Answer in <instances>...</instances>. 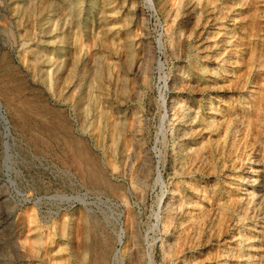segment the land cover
<instances>
[{
  "label": "rangeland",
  "instance_id": "rangeland-1",
  "mask_svg": "<svg viewBox=\"0 0 264 264\" xmlns=\"http://www.w3.org/2000/svg\"><path fill=\"white\" fill-rule=\"evenodd\" d=\"M210 94L238 132L209 129L198 159L196 111ZM0 103L11 126L7 139L0 109V264H44L33 244L50 231L53 263L84 264L70 252L84 221L107 264H147L152 252L151 264H264V193L246 197L250 159L264 155V0H0ZM70 139L105 181L80 177ZM18 190L83 198L74 241L62 236L65 202L43 205L56 214L35 224Z\"/></svg>",
  "mask_w": 264,
  "mask_h": 264
},
{
  "label": "bare ground",
  "instance_id": "bare-ground-1",
  "mask_svg": "<svg viewBox=\"0 0 264 264\" xmlns=\"http://www.w3.org/2000/svg\"><path fill=\"white\" fill-rule=\"evenodd\" d=\"M207 15H209V13ZM51 60H52L51 57H47V55H46V57L44 58L43 64L44 65L45 64H49L51 62ZM34 63H35V61H34ZM201 67L202 68H200L201 72H200L199 75L200 76L202 75V76H201V78L199 80L203 82V87L204 88L209 89V88L212 87V85H214V84H212V85L209 84L210 80H209V78H207V74L210 73L211 70H209L208 68L203 67V66H201ZM225 72H230V71L227 70ZM229 75H230V73H227L226 76H229ZM46 77L49 78V73H47ZM45 83H46V86H48L47 85V83H48L47 80L45 81ZM212 99H213V96L211 94L209 95L208 98H203L200 101V104H199L198 109L196 111L197 123H196L195 135H197V139L198 140L201 139V141L199 143H195L194 146L191 147V151H192L191 153H192V156L193 157L195 156L198 159L205 155L204 154L205 153V149L208 146L207 143H209V142L212 141V138L207 137V135H206L207 132L209 131V129H212V128L213 129H215V128L217 129V126H219V124H221L222 125L221 127L224 130L225 140L227 139L228 135H230V134H236L238 132V125H236V124L233 125L232 124V123H237L236 122L237 119H225V118L223 120L219 119L217 117V116H219V112L217 111V107H215V105L213 104L214 102L212 101ZM5 101H6L5 102V109H6L7 113H8V115L11 116L12 122L14 123L13 125L14 126H16V125L18 126V124H21V127L22 128L25 127L24 113L21 110V108L17 104H14L12 101L8 100L7 98L5 99ZM183 104H184L183 106L186 105L185 102ZM0 106H1L0 109H2L1 116H2V120H3V124H4V129H5V137L7 139H9L10 136H11V132H10L11 126L8 125L9 120L6 117V115H4L5 114V112L3 110V107L4 106H2L1 103H0ZM249 112L251 113L250 110H249ZM50 113L53 114V112H50ZM232 113H235V111H232ZM253 117H255V115ZM251 119H252V116L249 117V120H251ZM238 120H240V119H238ZM234 141H236V140L234 139ZM67 144H68L67 146L73 152L74 160L78 163L79 175H80V177L82 179H85L87 177V178H89L91 180H94L95 182H103V181L106 180L104 178V176L101 174V172L98 171V169L95 168V166H94V163H95L94 162V159L89 156V153L87 152V149L84 148V146H81L80 144H76L72 139H70L69 141H67ZM259 144L261 146L262 145L264 146V133L259 138ZM3 145H4L6 159H7L6 168L9 171H11V170H13V168L10 165L11 155H10L9 141L8 140H4ZM250 160H251V163H250V166L249 167L252 170L249 172L250 173L249 179L253 177L252 178L253 180H251V181H254V182H253V184L251 183L252 184L251 185L252 186L251 190L246 189V191H247L246 197H248L250 201H253V200H255V197L259 193H262V195L264 193V155L259 150V153L256 154L255 157L251 158ZM200 163H202V162H200ZM253 165H255V166H253ZM258 177L260 178V182H259L258 185H256L255 182L258 180ZM9 181H11V184L16 187V182L15 181H13L12 179H10ZM247 183H248V181H247ZM111 187H113V186H111ZM17 192H18L19 196L22 198V201L23 202L33 203V205H34L35 208L32 209V212H33V214H32V222L35 223V224L39 222L38 221L40 219L39 217H42L46 222H50L54 218V216H55L53 214H56L54 212L52 213L51 211L47 215L41 214L40 212L42 210V206L43 205H50L54 201H58V200L60 202H63V203L65 202V204H67V207L66 208L69 210V212L68 213H65L63 215L64 221H63V223L61 222L63 224V226H62V236H66L71 241H74V234H75L74 233V229L77 226L76 225L77 218H75V217L79 215V213H80V211L82 209L81 205L84 203V200H82L83 198L82 199L79 198L80 196H73V195L68 196V195H60V194L58 195L57 194L55 196H43V197H39L37 199H33V198L31 199L30 197L28 198L25 194H22L19 190ZM75 203H78V205L76 204L75 207H73V204H75ZM61 208H59V209H61ZM57 213H58V210H57ZM191 216H190V212H188L187 217L185 216L187 219H185L181 223L182 226L185 224V222H188L192 218ZM80 219H82V216H81ZM163 219L164 220H168L169 219V216L166 215ZM77 224H78V221H77ZM53 225H50V227L53 226ZM50 227H48V228H50ZM81 227H82L81 228V235H82V245H81V248L79 249V251L76 250V252L74 250L72 251V249H70V252H72L73 253V256L76 257L77 259L83 260L84 261V264H107V258H106L105 253L104 252H97L92 247V244L90 243V236H91V232H92V229H91L90 225L87 223V221H84V223H82ZM185 227L183 228L184 231H186L185 230ZM51 233L53 234V232L50 231V237L48 235L49 238L52 237L51 236L52 235ZM121 235L122 236H120V237H123V234H121ZM182 235H179L177 237V241L178 242H180V241L183 240V236L184 235L183 236ZM53 236H55V234ZM48 237H46V239ZM46 239H44L43 234L37 233L36 238H35V241H34V244H33V245H35V247H36V245H38L36 247V253L37 254H40V252L42 251L41 254H43L42 256H44V260H43L44 261V264H56V263H53V259H55L54 258L55 256L51 254L53 250L51 251L50 242H49V245H47L48 242L46 241ZM40 244H42L41 246L45 245V248H41ZM46 246H48V247H46ZM58 246H60V248L56 252L59 255L56 257V259L61 260L62 259L61 252L63 251V247L60 244H58ZM65 248H67V247L65 246L64 249ZM91 250L94 251L93 252L94 255L92 257L88 258V253H90ZM153 256H154V252H152V254L147 258L148 260L146 259L147 260V264H151L152 263ZM140 258L141 257L139 256V254H137L135 256V260L138 261V262H141ZM58 264H61V263H58Z\"/></svg>",
  "mask_w": 264,
  "mask_h": 264
}]
</instances>
